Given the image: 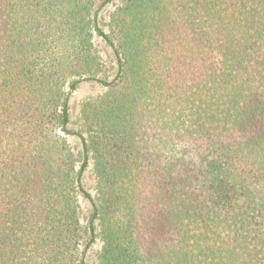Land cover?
I'll use <instances>...</instances> for the list:
<instances>
[{
  "label": "trees",
  "instance_id": "1",
  "mask_svg": "<svg viewBox=\"0 0 264 264\" xmlns=\"http://www.w3.org/2000/svg\"><path fill=\"white\" fill-rule=\"evenodd\" d=\"M113 1L0 0V264H264V0Z\"/></svg>",
  "mask_w": 264,
  "mask_h": 264
},
{
  "label": "rangeland",
  "instance_id": "2",
  "mask_svg": "<svg viewBox=\"0 0 264 264\" xmlns=\"http://www.w3.org/2000/svg\"><path fill=\"white\" fill-rule=\"evenodd\" d=\"M118 1L119 0H114L99 12V22L103 25L102 28L106 33L107 28L106 26H104V24L108 19L109 13L112 11L115 5L118 4ZM95 44L100 51V55L104 63V71L98 76V78L108 77L109 79H112V76L114 75L116 70V65L114 60L112 59L113 56L111 49L100 38H95ZM103 90L104 87L96 81H83L77 86L74 91L70 92L69 108L71 121L69 124V128L72 131H78L81 127L79 115L80 103L89 97L100 94ZM65 137L70 144L75 156L79 157L81 151V142L78 137L75 135H67ZM82 184L89 193H91L92 195L94 194V177L92 175L91 165L82 176ZM79 203L81 208V221L83 224H85L89 216L90 206L89 203L87 201H84L82 198H79ZM98 248L99 242L97 241V243L90 250H88L86 254V261L88 264H95V252Z\"/></svg>",
  "mask_w": 264,
  "mask_h": 264
}]
</instances>
